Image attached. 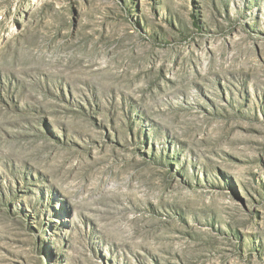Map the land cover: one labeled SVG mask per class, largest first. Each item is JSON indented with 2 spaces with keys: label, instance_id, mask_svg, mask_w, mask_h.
<instances>
[{
  "label": "rangeland",
  "instance_id": "obj_1",
  "mask_svg": "<svg viewBox=\"0 0 264 264\" xmlns=\"http://www.w3.org/2000/svg\"><path fill=\"white\" fill-rule=\"evenodd\" d=\"M0 264H264V0H0Z\"/></svg>",
  "mask_w": 264,
  "mask_h": 264
}]
</instances>
